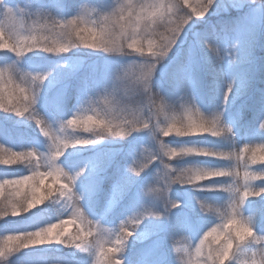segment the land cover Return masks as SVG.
I'll list each match as a JSON object with an SVG mask.
<instances>
[{
  "label": "rangeland",
  "instance_id": "rangeland-1",
  "mask_svg": "<svg viewBox=\"0 0 264 264\" xmlns=\"http://www.w3.org/2000/svg\"><path fill=\"white\" fill-rule=\"evenodd\" d=\"M224 1L80 0L72 12H58L54 16L56 23L77 33L76 39L52 41L58 36L46 37L49 45L63 55L55 63L48 62L59 85L50 86L51 92L46 95L42 82L46 69L27 62L18 39L19 25L24 30L33 25L29 17L35 0H0V42L11 50L9 58L0 65V72L24 106L23 124L29 130L25 147L43 192L38 202L30 203L27 216L41 214L46 218L44 226H38L33 234L21 240L20 230L7 222L24 217L12 216L7 220L0 217V264H66L42 258L35 249L44 247L52 234L57 243L70 237L76 242L83 240L87 250L75 256L73 264H99L103 260L108 264H123L124 258L109 254L115 249L113 228L108 226L101 211L121 206L130 197L138 208H152L163 218L158 222L162 229L150 246L167 251V261L171 264H189V238L201 237L207 227L204 219L191 216L193 211L197 212L200 190L210 191L209 184L213 183L217 186L226 170L223 163L216 162L214 145L195 141L196 133L185 137L167 131L153 103L164 94L170 66L184 53L188 58L182 76L189 87L176 99L174 114L179 128L195 129L199 136L213 129L227 135L230 147L227 171L232 175L227 210L233 215L234 224L251 238L246 264H264V212L262 219L258 218L248 204L251 201L244 200L242 161L243 151L246 155L254 149L264 153L263 146H253L249 138L254 126L264 129V91L246 126V114L242 113L245 105L232 101L227 69L224 70V62L235 58L236 45L247 41L252 33H262L264 0H227L231 8ZM212 6L222 11L212 10ZM179 8L186 13V18L182 17L184 23L179 24L182 29L170 26L157 34L158 26L176 22L172 15ZM235 16L234 24L228 26L225 19L229 21ZM215 24H221V29L217 30ZM202 26L211 27L213 33L217 31V39H213L217 45L213 73L222 85L215 107L209 106L211 96L200 95L198 84L192 80ZM256 44L264 50V39L257 36ZM75 76L82 88L77 86L72 102L65 105L62 94L70 84H78ZM141 92L150 95L151 103L133 107L118 100L121 95L138 97ZM87 118L102 123L95 135H80L75 128L67 126ZM80 136L90 143L91 152L79 163L66 161L62 157V141ZM3 141L0 136V142ZM10 146L8 153L15 160L16 148ZM195 147L200 150L199 155L192 154ZM154 193L162 194L163 199L168 196L169 204L163 207L161 197H153ZM89 195L93 197L91 201ZM99 197L104 201L103 206ZM172 198H176L173 204ZM255 198L264 205V183L257 189ZM131 212L132 209L120 217L121 226L128 233L134 232L129 225ZM174 214L190 217L184 220L185 233L181 239L165 240L161 235L173 226V219L168 216ZM217 225L215 242L204 235L205 245L196 242L193 257L206 264H237L235 252L227 253L221 223ZM179 244L182 250L176 248Z\"/></svg>",
  "mask_w": 264,
  "mask_h": 264
},
{
  "label": "trees",
  "instance_id": "trees-1",
  "mask_svg": "<svg viewBox=\"0 0 264 264\" xmlns=\"http://www.w3.org/2000/svg\"><path fill=\"white\" fill-rule=\"evenodd\" d=\"M79 3L80 0H35L34 9L31 10L29 17V23H33V25L27 30H24L22 25L17 27L18 39L22 42L23 57L27 62L37 63L46 69L42 77L46 95L51 92L50 86L56 88L59 85V80L52 72V69L48 67V62L55 63L63 56L57 52L53 45H49L46 37L58 36L51 39L52 41L57 39H76L77 33L56 23L54 16L58 12H72L78 8ZM224 3L227 8H231L230 2L225 0ZM212 8V10L217 9L215 6H212ZM220 11L222 9H217V12ZM172 17L177 19L175 23L158 26L155 32L160 35L161 32L166 31L170 26L180 27L179 24L181 22L184 23L182 17L186 18V13L182 12L179 8V10L173 13ZM213 19H216L215 15ZM225 20L228 26L233 25L231 20L228 21V18ZM217 27L221 28V24H217ZM256 37V33H252L247 41L237 45L235 58L225 65V68L230 70L229 81L232 90V100L240 102L248 100L249 102V112L246 116V121H250L252 113L254 112V106L259 102V97L264 91V51L257 49ZM5 45V43L0 42V65L11 54V50ZM215 45L211 28L209 26H202L200 28L199 47L196 56L199 68L195 79L198 83L199 91L203 95L209 94L211 96V103L209 104L211 107H215L216 105L214 100L217 99L220 93L219 86L221 85L213 73L215 68ZM186 57L187 54L185 53L182 58L176 60L169 68L168 83L164 84V90L166 92L162 97L155 99V105L164 128L167 131H173V133L187 137L189 136L187 134L196 133L195 135H198L199 133L190 123L188 127L190 130L194 129V131H189L186 127H184V130L180 129L177 121L178 118L174 114L178 94L188 88L187 81L182 76V71L186 65ZM217 71L219 72V68H217ZM5 77L0 72V136L5 141H3L5 145H3V142H0V217H7L6 220L12 216L24 217L17 221L7 222L8 226L17 227L20 230L18 235H20V239L22 240L27 234H33V230L38 226H44L46 224V218L41 214L38 216H27L29 214L27 210H29L30 203L38 202V199L43 197V192L38 185V174L34 162L25 147L26 140L29 136L27 133L29 130H26L23 124L26 117L25 109L17 97V93L11 89ZM73 78L78 84H70L69 88L62 94V100L65 105L72 102L71 100L76 94L77 86L82 88L78 77L75 76ZM118 100L122 103L124 101L125 104H130L131 106H138L148 103L150 101V95L144 92H141L138 97L130 96L127 98V96L121 95ZM94 119L87 118L82 122L67 123V126L75 128L80 135H95V130L100 128L102 123L99 119L96 121ZM189 122H191L190 119ZM250 137L252 138L251 141L253 144L259 143V145L263 146L262 152H264V130H259L254 127L251 128ZM69 139L62 141L64 146L62 149V157L71 163L83 161L85 155L91 152L90 143L86 142V138L83 136ZM201 140L210 142L216 147L215 149L219 153L216 156V162L223 163L222 167L223 170H226V177L224 176L223 180L217 186L215 183L209 184L210 191L199 189L200 200H198L197 212L193 211L191 216L206 221L207 227L204 235L205 237H209V240L212 242H215L217 238L215 226L221 223L224 236L227 240V253L235 252L236 263L246 264L251 238L234 224L233 215L227 210L230 205L229 188L232 180V175L228 174L229 172L227 171L229 163L226 157L230 153L227 135L217 129H213L211 132L208 131L204 136L197 137L195 141L199 142ZM10 145H14L16 148L14 150L17 152L15 160L8 153L11 147ZM192 154L199 155L200 150L195 147ZM244 155L246 181L244 200L247 202L251 201L248 204L252 205L255 215L262 219L264 205L255 198V194L257 189L264 183V162L262 161L264 159V153L260 154L254 149L250 154ZM152 196L161 197L160 202L163 207L169 204L168 196L165 199L159 193H154ZM88 199L91 201L93 199L92 195H89ZM175 199L172 198L170 203L173 204ZM99 203L101 206L104 205V201L100 197ZM130 209H132V212L129 224L132 226L133 233H128L120 223V217L130 212ZM101 212L108 226L113 228L115 249L109 253L110 255L125 257L123 264H136L139 262L171 264L167 261L169 254L167 251L162 252V248L150 246L154 237L159 235V231L162 229L158 225V222L163 220V218H161L157 211H153L152 208H138L133 198L130 197L123 205L115 206L111 210H103ZM168 217L173 219L174 224L161 236L165 240L175 237L181 239L185 233V228L183 227L184 220L190 217L184 215L178 217L176 214ZM8 226L5 228L8 229ZM204 235L189 238L190 246L187 245V261L189 264H206L205 261L199 258L196 259L192 255V252L195 251L194 244L196 242L199 245L202 241L203 245H205L206 239H204ZM82 242L83 240L76 242L74 237H70L57 243L52 234V236L45 240L44 247L35 249L42 258H46L49 261L59 260L67 262L66 264H72L75 256L79 257L87 250H84ZM176 248L182 250V245L179 244V247L176 246ZM196 252L198 251L196 250ZM148 253L150 254L148 255ZM104 261H100L99 264H108Z\"/></svg>",
  "mask_w": 264,
  "mask_h": 264
}]
</instances>
